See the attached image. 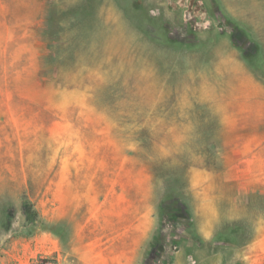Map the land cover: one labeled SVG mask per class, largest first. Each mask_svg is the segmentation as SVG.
<instances>
[{"label":"rangeland","instance_id":"rangeland-1","mask_svg":"<svg viewBox=\"0 0 264 264\" xmlns=\"http://www.w3.org/2000/svg\"><path fill=\"white\" fill-rule=\"evenodd\" d=\"M41 257L264 264V0H0V264Z\"/></svg>","mask_w":264,"mask_h":264},{"label":"trees","instance_id":"trees-1","mask_svg":"<svg viewBox=\"0 0 264 264\" xmlns=\"http://www.w3.org/2000/svg\"><path fill=\"white\" fill-rule=\"evenodd\" d=\"M22 213L29 221H34L37 217L36 211L33 209L31 203L24 199L22 203ZM33 264H57L56 261L51 257H41L36 260Z\"/></svg>","mask_w":264,"mask_h":264}]
</instances>
